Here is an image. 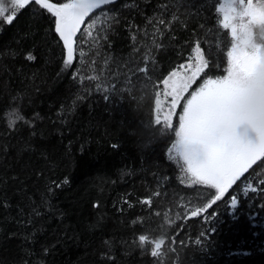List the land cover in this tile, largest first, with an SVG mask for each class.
<instances>
[{"label": "trees", "instance_id": "obj_1", "mask_svg": "<svg viewBox=\"0 0 264 264\" xmlns=\"http://www.w3.org/2000/svg\"><path fill=\"white\" fill-rule=\"evenodd\" d=\"M219 2L102 6L66 66L54 18L0 0V264H264V159L193 217L215 190L193 184L172 147L189 90L172 128L154 117L161 81L197 42L208 66L192 90L225 74L237 37L220 27ZM244 9L238 38L245 24L264 50V22Z\"/></svg>", "mask_w": 264, "mask_h": 264}, {"label": "snow or ice", "instance_id": "obj_2", "mask_svg": "<svg viewBox=\"0 0 264 264\" xmlns=\"http://www.w3.org/2000/svg\"><path fill=\"white\" fill-rule=\"evenodd\" d=\"M111 2L112 0H67L66 3L56 4L50 0H13V4L20 9L34 3L54 18L55 33L63 42L62 46L67 54L64 59L66 66L72 64L75 51L73 37L80 30L79 26L84 18L96 8ZM234 3L235 0H220L216 5V12L220 17L219 25L224 30H229L230 22L237 14ZM241 3H244V0H241ZM3 12L4 8L0 6V14ZM241 14L253 19L264 18V9L254 7L248 0V6ZM14 16L15 13L6 16V22L11 23ZM232 31H235L234 26ZM192 52L194 55L190 60L194 59V64L181 65L180 67L186 68V71H172L161 81L163 95L170 97L167 112L163 114L162 120L166 129L172 128V117L181 99L208 66L198 42ZM26 59L31 61L35 57L28 54ZM256 62L255 54L233 47L230 51H226L225 74L203 79L199 87L184 99L182 110L178 115V127L175 130L178 139L172 147L182 156L184 161L182 167L185 168L191 182L215 190V194L207 204L191 211L193 217L205 212L221 200L257 161L264 159V129L258 132L254 141L241 139L234 131L235 117L231 115L225 119L226 107L238 91L241 77L251 74ZM140 71L143 72L145 69L142 68ZM156 104L155 122L159 125L161 101L157 100ZM174 158L176 159L175 152ZM140 239L143 241L145 237L141 236Z\"/></svg>", "mask_w": 264, "mask_h": 264}, {"label": "rangeland", "instance_id": "obj_3", "mask_svg": "<svg viewBox=\"0 0 264 264\" xmlns=\"http://www.w3.org/2000/svg\"><path fill=\"white\" fill-rule=\"evenodd\" d=\"M246 1H244L245 3ZM250 2L252 3V5L254 7H257L259 9H264V4H259V3H255L254 0H250ZM244 3H241V0H235V3H234V9H235V12L237 13L235 15V18L230 22L231 26L229 27L231 30H232V26H235L236 23H237V15L239 14L240 10H241V7L244 9L246 7H243ZM240 9H239V8ZM250 17V16H249ZM251 21H254V22H264V18H261V17H257L255 19H253L252 17H250ZM241 36H239L238 38V33L236 31H232V34L233 36L236 38L233 46L235 47L236 49L240 50V51H244V52H247L249 54H255L257 56V62L254 66V69L253 71L251 72L254 73V71L260 67L261 65H264V50H262L258 45L255 44L254 41H252V38L249 34L250 29H249V26H246L245 24H243L241 26ZM238 40V41H237ZM231 48V49H232ZM194 54L192 52L191 56L192 57ZM189 63H195V60L194 59H191L188 58L185 62H183L182 64H180L177 68H175L173 71H179V72H184L186 71V68H181L180 66L181 65H187ZM251 74H248V75H243L240 79V83H239V89L238 91L235 93V95L231 98V100L228 102V105L226 107V110H225V119H227L228 117H230L232 115V109H233V106L236 102V99H237V96L241 90V84H242V81L244 78L250 76ZM168 77V76H166ZM165 77V78H166ZM164 78V79H165ZM199 87V86H198ZM197 88V87H195ZM195 88H193L195 90ZM193 91L192 90V87L189 89V94L190 92ZM186 96V93L184 94V98ZM189 96V95H188ZM186 96V97H188ZM157 100H160L161 101V105H160V110H161V121L163 120V114L167 112V108H168V105L170 103V97H166L163 95V85H162V88L157 92L156 96H155V103H154V117L156 118L157 117V104H156V101ZM173 119V117H172ZM234 131L236 133V129L234 128ZM237 134L240 135L241 137H243L244 139H247V140H255L256 139V136H255V133H253L251 130H248L246 133H245V126H239L237 128ZM178 139V137H177ZM199 148V146H197ZM201 156H202V152H201Z\"/></svg>", "mask_w": 264, "mask_h": 264}, {"label": "clouds", "instance_id": "obj_4", "mask_svg": "<svg viewBox=\"0 0 264 264\" xmlns=\"http://www.w3.org/2000/svg\"><path fill=\"white\" fill-rule=\"evenodd\" d=\"M260 35L264 37V26L257 25ZM254 30V29H252ZM235 117L236 135L239 126H245V133L251 130L257 138L258 132L264 129V65L243 79L241 90L232 109Z\"/></svg>", "mask_w": 264, "mask_h": 264}, {"label": "water", "instance_id": "obj_5", "mask_svg": "<svg viewBox=\"0 0 264 264\" xmlns=\"http://www.w3.org/2000/svg\"><path fill=\"white\" fill-rule=\"evenodd\" d=\"M116 1H117V0H112V2H111V3H108V4H112V3L116 2ZM108 4H105V5H108ZM105 5H102V6H105ZM102 6L96 8L95 10H93L92 12H90V13L84 18L83 23L79 26V27H80V30H81V28L83 27V25H84L86 19H87V18H88V17H89L94 11L98 10V9L101 8ZM80 30H79V31H80ZM79 31H78V32H79ZM78 32H77L76 35L73 37V41L75 40V37L77 36ZM73 46H74V44H73Z\"/></svg>", "mask_w": 264, "mask_h": 264}]
</instances>
